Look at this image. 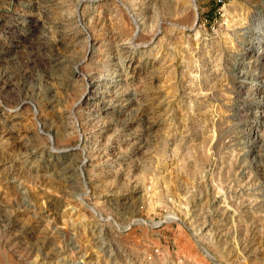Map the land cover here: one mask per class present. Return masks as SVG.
<instances>
[{"label": "rangeland", "instance_id": "obj_1", "mask_svg": "<svg viewBox=\"0 0 264 264\" xmlns=\"http://www.w3.org/2000/svg\"><path fill=\"white\" fill-rule=\"evenodd\" d=\"M196 2L0 0V264H264V0Z\"/></svg>", "mask_w": 264, "mask_h": 264}, {"label": "bare ground", "instance_id": "obj_2", "mask_svg": "<svg viewBox=\"0 0 264 264\" xmlns=\"http://www.w3.org/2000/svg\"><path fill=\"white\" fill-rule=\"evenodd\" d=\"M194 1V4H195V6L197 7V2H196V0H193ZM88 88H89V86H88ZM88 94V91L87 92H85L84 93V96L83 97H86V95ZM80 99V98H79ZM87 159H88V156L87 157H85L84 156V158H83V160H82V164H84L86 161H87ZM176 217V216H175ZM167 218V217H166ZM169 218V217H168ZM173 219V218H172ZM145 221V220H144Z\"/></svg>", "mask_w": 264, "mask_h": 264}, {"label": "built area", "instance_id": "obj_3", "mask_svg": "<svg viewBox=\"0 0 264 264\" xmlns=\"http://www.w3.org/2000/svg\"><path fill=\"white\" fill-rule=\"evenodd\" d=\"M217 2H220V1H222V0H216Z\"/></svg>", "mask_w": 264, "mask_h": 264}]
</instances>
